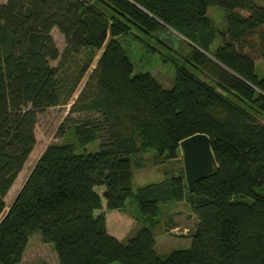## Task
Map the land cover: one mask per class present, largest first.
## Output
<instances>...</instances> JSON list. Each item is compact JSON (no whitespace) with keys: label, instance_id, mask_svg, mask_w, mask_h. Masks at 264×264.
I'll use <instances>...</instances> for the list:
<instances>
[{"label":"trees","instance_id":"1","mask_svg":"<svg viewBox=\"0 0 264 264\" xmlns=\"http://www.w3.org/2000/svg\"><path fill=\"white\" fill-rule=\"evenodd\" d=\"M211 6L224 10L222 29ZM53 28L64 37L62 52ZM133 30L148 35L149 48L155 40L171 46V30L194 45L177 38L187 51L170 89L134 73L118 40ZM83 50L59 78L51 61ZM95 51L70 106L88 115L73 124L77 144L48 145L6 210L4 197L36 143L38 112L70 102ZM255 60L264 61V5L253 0L0 3V264H19L33 234L53 244L58 264H264V77ZM196 133L209 137L213 169L192 192L184 170L133 191L137 157L153 149L155 160L174 159ZM185 197L197 219L190 245L159 255V204ZM128 198L142 224L119 240L107 232L104 210L124 211Z\"/></svg>","mask_w":264,"mask_h":264},{"label":"rangeland","instance_id":"2","mask_svg":"<svg viewBox=\"0 0 264 264\" xmlns=\"http://www.w3.org/2000/svg\"><path fill=\"white\" fill-rule=\"evenodd\" d=\"M5 2L0 0V3ZM256 5H264V0H253ZM209 18L212 20L214 26L218 29H222L224 26V10L211 6L207 10ZM170 30V29H169ZM171 32L177 37L175 32ZM52 37L59 50L62 52L65 47V40L62 34L56 29L52 30ZM168 42L171 46L164 43L150 41L151 48L146 45L149 40L148 35L138 30H133L132 34H126L119 36L118 40L122 46L126 49L131 62L134 66V73L148 72L150 73L164 88L170 89L173 86L175 79V63L180 60L179 53L187 51L185 46L175 37L169 36ZM220 44V37L216 36L213 40L210 49L214 50ZM89 53V50H83L77 55L69 56L68 58L61 60L51 61V65L58 68L59 78L65 76L69 72L70 68L80 60L84 59ZM100 51H95V58L91 68L83 77L76 92L70 99L68 104H60L57 106L49 107L41 110L37 114V123L35 126L36 143L29 154L22 170L19 172V178L14 181L7 195L4 197V202L7 207L12 203L13 199L23 186L24 182L28 178L32 168L43 154L46 147L50 144L60 143H72L77 144L76 130L73 126L74 123L83 121L88 118V115L83 113H71L70 106L81 92L85 82L89 78L92 68L95 66L96 61L100 55ZM210 57L211 55L208 54ZM258 59V58H257ZM255 72L260 77H264V61L255 60ZM69 74V73H68ZM64 81V80H63ZM261 121L264 122L263 119ZM98 147V141H95L86 146L85 150L88 152L95 151ZM80 150V149H78ZM155 150L143 153L141 157H137L132 164L133 168V191L142 184L149 182H156L163 179L167 175L179 174L183 170V160L181 150L178 156L171 160H155ZM98 189H102L99 187ZM249 200V198H243ZM104 203V200H102ZM160 210L156 217L158 223L153 227V233L155 234L159 227V222L163 221L161 217L165 211H169L173 208L180 210L179 216H174V227L172 235L183 236L190 234L195 228V217L190 209L187 197L182 201H172L159 204ZM124 213L129 215L134 221L136 220L137 226L142 224L140 219H137L140 215L138 213L137 205L132 198L126 200ZM192 214V215H191ZM137 227H135L136 229ZM131 229L130 234L135 230ZM173 238V237H172ZM190 245V238L181 237L180 239H169L161 248L157 246V253L159 255H165L169 251L178 248H186ZM19 264H58L56 253L53 249L52 243L43 242L38 234H33L26 245L23 252L21 261ZM115 264H119L116 262Z\"/></svg>","mask_w":264,"mask_h":264},{"label":"water","instance_id":"3","mask_svg":"<svg viewBox=\"0 0 264 264\" xmlns=\"http://www.w3.org/2000/svg\"><path fill=\"white\" fill-rule=\"evenodd\" d=\"M176 34L189 42L180 34ZM210 58L214 59L213 56ZM179 148L182 153L184 180L188 191L192 192L195 183L209 175L213 169V153L209 137L204 133L193 134L180 141Z\"/></svg>","mask_w":264,"mask_h":264},{"label":"crops","instance_id":"4","mask_svg":"<svg viewBox=\"0 0 264 264\" xmlns=\"http://www.w3.org/2000/svg\"><path fill=\"white\" fill-rule=\"evenodd\" d=\"M179 214H180V210L178 208H173L169 211H165L164 214L161 216L163 218V221L159 222L160 224L159 227L161 228H158L155 234L153 233L155 239V250L159 245H160L159 247L161 248L164 244H166L169 241V239H180L181 237L190 238V234H186L183 236H174L170 234L172 233L171 229H173L174 227V223H173V220L175 219L174 216L177 215L179 216ZM104 215H105V224H106L107 232L119 240H125L130 235L131 229L133 228L135 229V227L140 226V225L137 226L136 220L134 221V219H132L129 215H127L123 211H119L115 209L104 210ZM193 217L195 216L193 215ZM196 221L197 219L195 217V223Z\"/></svg>","mask_w":264,"mask_h":264}]
</instances>
